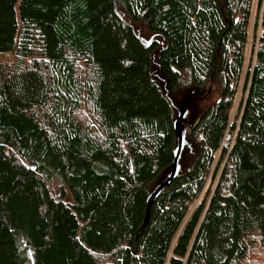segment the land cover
Masks as SVG:
<instances>
[{
  "label": "trees",
  "instance_id": "1",
  "mask_svg": "<svg viewBox=\"0 0 264 264\" xmlns=\"http://www.w3.org/2000/svg\"><path fill=\"white\" fill-rule=\"evenodd\" d=\"M0 264H264V0H0Z\"/></svg>",
  "mask_w": 264,
  "mask_h": 264
},
{
  "label": "rangeland",
  "instance_id": "2",
  "mask_svg": "<svg viewBox=\"0 0 264 264\" xmlns=\"http://www.w3.org/2000/svg\"><path fill=\"white\" fill-rule=\"evenodd\" d=\"M135 30L144 36H149V34L146 32V30L142 26H136L135 25ZM251 41H252V39H251ZM249 47L251 48V45L250 46L248 45L247 50H246L245 70H247L249 68V63H250ZM208 89H205L203 92L206 94ZM238 91L239 92H238L237 97H236V103L239 99L240 89ZM190 92L191 91L189 89H186V88H185V90L184 89H178L176 93L170 95L171 103L174 107V112H175L176 116H177V112L179 110V107H180L182 101L189 95ZM205 94L203 95L204 97L196 96L197 98L195 100L191 101L187 106V114H186V117L184 118V120L182 121V126H183L186 134L191 129V127L194 125V123H195L196 119L198 118L199 114L201 113V111H203L206 107L212 105L218 98L217 92H214L211 89V86H210V92L206 95ZM186 140H187V138H186ZM192 159H193V152H190L189 150L184 148V150L181 154V158H180L181 169L188 167L190 165ZM163 177H160L159 180H162ZM157 183H158V181H157ZM59 188H60L59 182L57 180H54L53 183L51 184L52 192H54V194H57L59 191Z\"/></svg>",
  "mask_w": 264,
  "mask_h": 264
},
{
  "label": "water",
  "instance_id": "3",
  "mask_svg": "<svg viewBox=\"0 0 264 264\" xmlns=\"http://www.w3.org/2000/svg\"><path fill=\"white\" fill-rule=\"evenodd\" d=\"M210 92V88L208 89L207 93ZM205 93L199 92V91H192L189 93V95L182 101L178 113H177V118L174 120L173 127L177 139V145L173 153V160L171 163V168L170 172L168 175L159 183L157 186L152 190V192L149 194L147 198V207H146V214H145V219H144V225L146 224L148 217H149V211L150 208L155 201V199L158 197V195L171 183L173 179H175L180 171H181V166H180V158L182 151L184 150L185 147H188V144L186 142V133L185 130L182 126V121L186 117L187 114V106L188 104L195 100L197 97L196 96H203ZM205 94V95H206ZM229 140V137L226 138V144L227 141Z\"/></svg>",
  "mask_w": 264,
  "mask_h": 264
}]
</instances>
